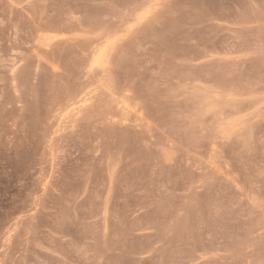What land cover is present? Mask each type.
Listing matches in <instances>:
<instances>
[{
	"label": "rangeland",
	"instance_id": "374dc122",
	"mask_svg": "<svg viewBox=\"0 0 264 264\" xmlns=\"http://www.w3.org/2000/svg\"><path fill=\"white\" fill-rule=\"evenodd\" d=\"M0 264H264V0H0Z\"/></svg>",
	"mask_w": 264,
	"mask_h": 264
}]
</instances>
